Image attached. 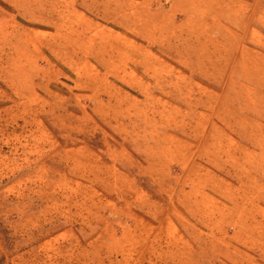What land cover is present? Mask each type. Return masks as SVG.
<instances>
[{"label": "rangeland", "instance_id": "1", "mask_svg": "<svg viewBox=\"0 0 264 264\" xmlns=\"http://www.w3.org/2000/svg\"><path fill=\"white\" fill-rule=\"evenodd\" d=\"M239 1L0 0V264H264Z\"/></svg>", "mask_w": 264, "mask_h": 264}, {"label": "crops", "instance_id": "2", "mask_svg": "<svg viewBox=\"0 0 264 264\" xmlns=\"http://www.w3.org/2000/svg\"><path fill=\"white\" fill-rule=\"evenodd\" d=\"M202 1H203L204 3H206V4H209V3H208V0H202ZM209 1L215 4L214 1H218V0H209ZM231 1H232V0H231ZM233 2H234V3H239V5H241L243 1L233 0ZM242 5H243V4H242ZM231 9H232L231 12H232L233 16H235V15L238 13V11H236V10L234 9V7H231Z\"/></svg>", "mask_w": 264, "mask_h": 264}]
</instances>
